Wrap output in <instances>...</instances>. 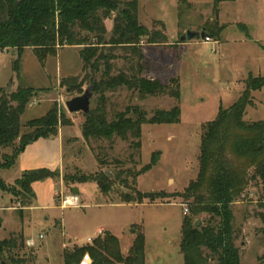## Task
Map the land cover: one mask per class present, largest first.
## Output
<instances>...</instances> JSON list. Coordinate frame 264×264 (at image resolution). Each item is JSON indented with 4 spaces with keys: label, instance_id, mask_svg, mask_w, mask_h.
<instances>
[{
    "label": "rangeland",
    "instance_id": "1",
    "mask_svg": "<svg viewBox=\"0 0 264 264\" xmlns=\"http://www.w3.org/2000/svg\"><path fill=\"white\" fill-rule=\"evenodd\" d=\"M189 2L190 5L178 0H138L140 23L150 30L161 31L167 41L141 42L146 59L143 75L164 84L179 79L180 101L171 95L143 98L137 90L126 87L106 92L109 119L129 106L141 107L149 118L157 109L169 110L176 104L181 108L179 123L143 124L140 147L133 143L137 139H85L82 125L86 114L68 111L66 101L82 95L89 87L88 81L81 92L68 91L63 86V81L70 78H75L76 83L84 80L85 63L80 56L83 46H59L57 55L48 56L43 62L32 47L24 49L20 57L14 49L0 51V101L20 87L35 90L36 96L21 116V133L32 132L28 122L47 114L54 104L64 115L59 127L65 130L61 136L63 151L59 148L58 135L29 143L16 160L20 138L0 149V163L12 164L0 169L11 191H22L19 181L25 170L61 172L60 177L35 181L34 197L0 189V241L15 238L17 244L0 250V262L65 264V252L86 245L88 238L94 239L100 231L109 230L121 241L124 256L142 232L146 240L144 264H185L180 248L182 221L191 212L193 199L187 201L177 194L184 193L199 175L201 138L206 123L215 120L221 108H229L239 99L251 75L264 76V0L222 2L218 17L214 0ZM115 17L113 13L104 21L107 37L112 34ZM217 24L224 26L217 39L180 40L188 30L208 32L216 30ZM114 49L118 58L113 60L112 74H117L128 67L125 57L130 51L122 46ZM98 101L99 95L94 93L91 107ZM244 120L264 121V88L253 91V102ZM154 152L160 158L158 163L135 176L152 161ZM105 171L112 173L114 179L119 176L105 194L96 181L66 184L62 177ZM249 172L252 177L254 167ZM246 188L233 204L236 245L240 248L241 264H264L261 260L264 222L258 216L264 211L261 205H264V188L259 176ZM75 189L79 192L75 193ZM138 190L174 195L154 203L123 201L126 194L136 198ZM73 196L78 200L73 205H64ZM208 217V213L199 215L196 223L205 224ZM209 264H218L216 257L211 256Z\"/></svg>",
    "mask_w": 264,
    "mask_h": 264
},
{
    "label": "trees",
    "instance_id": "2",
    "mask_svg": "<svg viewBox=\"0 0 264 264\" xmlns=\"http://www.w3.org/2000/svg\"><path fill=\"white\" fill-rule=\"evenodd\" d=\"M178 1L190 5L189 0ZM228 1L232 0H214L217 17L220 4ZM113 13H116L114 29L107 37L108 29L104 21ZM223 28L217 24L216 30H208L206 36L217 39ZM143 41L148 44L167 42L161 31L150 30L140 23L138 0H0V51L14 49L20 57L24 49L32 47L39 61L43 62L48 56L57 55L59 46H83L80 56L85 63V78L81 83H76L75 78L64 80L63 86L68 91L78 89L81 92L88 81L91 91L99 95L97 105L91 107L82 125L85 139H137L133 143L140 147L143 124L180 122L182 110L178 104L169 110L157 109L150 118L141 107L129 106L109 119L106 92L119 87L137 90L143 98L171 95L180 101L179 79L173 78L170 83L164 84L159 79L143 75L146 60L140 47ZM118 46L130 51L129 56L125 57L128 67L112 74L113 60L118 58L114 48ZM262 88L264 76L251 75L239 99L231 107L221 108L216 119L206 123L201 138L199 175L189 183L184 193L177 194L187 201L193 199L190 202L191 212L182 221L180 248L185 264H209L211 256L216 257L218 264H241L240 248L236 245L233 204L245 193L253 178L259 176L264 188V121L250 123L244 120L247 108L253 102V91ZM35 96L33 88L20 87L4 95L0 101V149L13 145L20 138L15 160L29 143L40 137L58 135L59 124L64 121L63 113L54 104L47 114L28 122L32 132L22 134L21 116ZM159 159L157 152H154L152 161L134 175L138 177L151 170ZM11 165L9 162L0 163V169ZM253 167L255 173L251 177L249 169ZM50 176L60 177L61 172L25 170L19 181L22 191L16 192L15 189L10 190L0 175V189L34 197L32 184ZM62 177L66 184L72 181H96L104 194L111 191L119 178H112L106 171ZM171 195L138 190L136 198L126 194L123 201L131 203L137 200V203H142L148 200L154 203ZM205 213L209 214L206 223L198 226L197 216ZM258 216L264 222V211L259 212ZM16 245L15 238L6 239L0 241V250ZM145 245V236L140 232L129 254L124 256L121 241L113 232L106 230L92 242L65 252V264L79 263L85 254L91 256L92 264H144ZM261 260L264 261V256Z\"/></svg>",
    "mask_w": 264,
    "mask_h": 264
},
{
    "label": "water",
    "instance_id": "3",
    "mask_svg": "<svg viewBox=\"0 0 264 264\" xmlns=\"http://www.w3.org/2000/svg\"><path fill=\"white\" fill-rule=\"evenodd\" d=\"M196 37H207L206 36V31L203 30L200 33L196 32V31H192V30H188L187 32H185L180 40L182 42H184L185 40H192ZM94 96V93L91 91V88L88 87L86 89V91L82 94V95H77L74 96L72 98H70L69 100L66 101V107L68 109V111L71 112H83L86 115L88 113L91 112V100ZM112 178L114 175H112V173L106 171ZM75 193H78L79 190L75 189L74 191ZM198 225H200L199 221H197ZM0 264H10L9 262L5 261V260H1Z\"/></svg>",
    "mask_w": 264,
    "mask_h": 264
},
{
    "label": "built area",
    "instance_id": "4",
    "mask_svg": "<svg viewBox=\"0 0 264 264\" xmlns=\"http://www.w3.org/2000/svg\"><path fill=\"white\" fill-rule=\"evenodd\" d=\"M207 40H209V37H207ZM78 199L76 196H73L71 199L70 198H67L65 201H64V205H73L74 202H76ZM188 212V209H186V213ZM103 231H100V234L102 233ZM42 236V235H41ZM93 241V238L90 237L87 239V242H92ZM29 243L30 244H35L34 241L32 240H29ZM93 262V259L91 258V256L89 254H85L82 258V261L80 264H92Z\"/></svg>",
    "mask_w": 264,
    "mask_h": 264
},
{
    "label": "crops",
    "instance_id": "5",
    "mask_svg": "<svg viewBox=\"0 0 264 264\" xmlns=\"http://www.w3.org/2000/svg\"><path fill=\"white\" fill-rule=\"evenodd\" d=\"M65 133V130L64 128H60L59 130V133H58V136L60 137L59 140H58V144H59V148L61 151H63V147H64V144H63V140H61V136L63 137V134ZM103 231V230H102Z\"/></svg>",
    "mask_w": 264,
    "mask_h": 264
}]
</instances>
